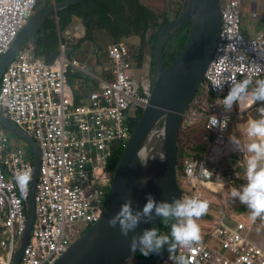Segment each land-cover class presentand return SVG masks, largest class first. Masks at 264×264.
I'll use <instances>...</instances> for the list:
<instances>
[{
	"label": "built area",
	"instance_id": "built-area-1",
	"mask_svg": "<svg viewBox=\"0 0 264 264\" xmlns=\"http://www.w3.org/2000/svg\"><path fill=\"white\" fill-rule=\"evenodd\" d=\"M37 1L0 0V57L25 28ZM220 5L221 32L204 84V90L213 92L215 99L209 103V115L196 112L189 123L208 117L207 127L215 132V142L225 144L230 117L218 103L227 95L230 81L264 79V30L248 39L243 33V0H220ZM251 15L254 19L259 16L256 0H252ZM113 60L116 79L102 81L87 105L75 104L65 80L69 70L81 68L77 60L61 56L56 65H48L44 59L36 58L32 49H27L2 74L0 107L4 115L28 128L42 148L37 195L39 222L22 264H52L68 250L77 235L75 226L99 221L103 213V189L95 187L88 191L82 185V176L108 166L112 143L128 136L138 107L145 106L150 97L149 87L141 85L130 73L125 51L115 48ZM213 80L225 81L223 91L212 87ZM213 115L217 123L210 126ZM25 168H31L34 177L35 166L27 159V151L0 131V224L3 221L7 225V229L2 225L1 234L7 238L1 246L11 243V253L7 259L0 258V264L13 262L17 238L26 230L30 196L29 186L27 195H22L14 179H4L3 170L7 169L14 178L18 170ZM184 169L188 188L211 176L204 160L186 159ZM220 233L225 240L222 248L238 254L236 261L225 260L227 252L213 251L205 245L201 249L193 245L191 250L178 246V252H187L191 264H218L221 260L224 264H254L241 233L228 227Z\"/></svg>",
	"mask_w": 264,
	"mask_h": 264
},
{
	"label": "clouds",
	"instance_id": "clouds-1",
	"mask_svg": "<svg viewBox=\"0 0 264 264\" xmlns=\"http://www.w3.org/2000/svg\"><path fill=\"white\" fill-rule=\"evenodd\" d=\"M53 1L48 3V4L53 3ZM39 2H40V0L37 1L36 7H35L32 15L29 17V20H28L25 28L27 27V25L30 22V20L32 19V17L36 14V12L44 4L47 3V2H43L41 5H39L40 4ZM57 2H60V1H57ZM141 2L144 3L145 5L149 6L151 9H153L152 6H150L148 2L145 3L142 0H141ZM184 4H185V2H184ZM256 5H257V13L259 14V16L255 17V19H254V17L251 15V9H252V0H251L250 11H249V17L251 20L262 19V17L264 16V11L261 13V11L258 9V0H256ZM245 6H246L245 0H243V26H244V19L246 17ZM220 7H221V5H220ZM176 12H175V15H176ZM57 13H55V14L57 15ZM168 15H169L168 12H165L163 14V16H168ZM178 16L173 17V19H171V17H169L170 20L168 22L176 19V17H178ZM49 17H48V19H49ZM162 19H163V17H162ZM74 21H79L81 23L80 24V30L82 32L81 33L82 39L79 41V43L77 45H75V39H74L73 35L69 32V29L73 26ZM188 22H191V21H188ZM221 27H222V20H221ZM24 29L21 31V33L24 31ZM176 32L177 31H175L174 33H176ZM21 33H19V34H21ZM58 33H59V48H58L59 52H58V55L56 56V59L53 62H49L47 60V58H45V57L37 56L36 44L33 41V39H34L33 38L20 51H18L14 55V57L9 62L7 67L11 63H13V61L16 59L17 55H19L22 51L27 50V49H32L34 56L38 59H44L48 65H56L57 60L61 56L65 57L66 59L71 60V61L77 60L80 63L81 68H75L73 70H69L65 75V80H66L67 85L71 88V90L73 92L75 104L76 105H87L89 103L90 96L93 94V92L100 89L102 81H110V80L116 79L114 74H113V67L115 64L114 60H113V50L115 48H119L120 50L125 51V58H126L127 62L130 63V73L133 75V77L138 82H140L141 85H143V84L147 85L149 87V92H150V97H149L147 104L143 107H138L137 112H136V116L131 121V131L128 134V136L124 139L115 140L112 143L113 153H112L111 157H109L108 166L107 167L105 166L104 168H99V169L95 170L94 172L85 173L82 176V185L85 188H87L88 191L91 188H95V187H101L103 189V191H104L103 199L105 200L104 201V209H103V213H102L99 221L84 222V224H82L83 228L80 229V232L77 233V235L73 239L71 245L69 246V248H70L75 241H77L86 232H88L94 225H96L97 223H99L102 220V218L105 214V211L107 209V206H108L109 195H110V192L112 190V187L114 184V179H115V176L117 173V166L120 163V160L122 158L124 150H125L126 146L128 145V142L132 136L133 130H134L136 124L138 123V120L141 117V115L144 111V108L148 105V103L150 101V98L152 95L153 85L151 86V84L147 80L142 81L135 76L136 67L134 65V61H135V58L138 56V50H137V52L128 50V47L126 44V41H128V38L124 39L123 41H120V43H118V44H116V43L108 44L105 42L104 46H102V43L99 44V43H92V42H88V41L81 43V41L84 39L86 33H85V27L83 25V21L78 16L73 17L71 23L69 24L68 28L65 31L60 32V30H59ZM243 33H244V31H243ZM257 33H260V32L257 31ZM19 34H18V36H19ZM173 34H171V35H173ZM245 36L248 38V35H245ZM131 37H133V36H131ZM253 37H251V38H253ZM16 38H15V40H16ZM69 38L72 39L74 48L71 51L70 56H67L66 50H67V43L69 41ZM248 39H250V38H248ZM14 41L12 42V44L14 43ZM84 43H89L92 46H95L94 51L103 52L104 54L109 56L110 61H111V66L109 68L111 77L110 78H104V79H102L100 77H95L96 81L99 82V87L90 91L84 100H79L76 98L75 91H74L72 85L69 83L68 77L74 72H86V69H87L86 63H87L88 55L85 51V44ZM11 45L9 46V48L11 47ZM8 49L6 50V52H4L2 54V56L0 57V61L3 57V55L7 53ZM216 49H217V47H216ZM81 50L83 51V53L81 52ZM77 51L80 55H82V57H83L82 60H80L77 56H74V52H77ZM146 51L148 52V49H146ZM153 51H154V49H153ZM153 51H151L150 63H151V68H152V75L154 78ZM215 53H216V51H215ZM214 57H215V54H214ZM214 57H213V59H214ZM213 59H212V61H213ZM212 61H211V63H212ZM211 63H210V65H211ZM7 67L4 68V70H6ZM208 68H207V70H208ZM4 70H3V72H4ZM207 70H206V73H207ZM3 72H2V74H3ZM206 73H205L204 80H203L198 92L202 91V93L205 94L206 97L211 96V100L206 101V97L202 100H199L198 98L195 99V97L198 94V92H197L196 96L192 99L191 102H189V104L186 108V111H185L184 115L182 116L181 127H188V126L194 125L196 123H199L201 121H206V128H208L207 127L208 120H209L208 117L197 118L193 123H189V118L194 116V113H196V112H198L199 114L204 112V113H206V115H209V113H208L209 103L215 99L213 92L204 90ZM2 74L0 76V80H1ZM224 82L225 81L221 82V81L213 80L212 81V87L218 91H223ZM252 85H253V88L250 90V94H249V86H252ZM246 98H247L246 106L243 108H239L238 104L240 103V101L244 100ZM218 104H221L220 107L222 109V112L226 116L230 117L229 129L226 132V143L225 144L216 143L215 142V135H216L215 132L212 129L208 128L213 133L212 142H211L209 149L203 155L198 154L199 158L197 160L194 159L193 157H191L193 154L191 155L189 153H184L181 157V162H182V171L181 172L179 169V153H178V155H177V178H178L179 188L181 191L180 198L174 197L171 200V202H169L167 200H157L154 194L146 193V202L143 204V206L134 208L133 207V200H132L131 196H126L124 198V202L121 204L119 210L114 215H112L111 217L108 218V220H107L108 226L111 228H115L118 225L120 233L122 236L127 238L130 233H133L131 236L130 242H129V250L132 251L133 253H135L138 249L139 252L143 256L148 257L151 254H158L159 255L160 253H162L167 248L169 251L168 255L165 258H163V260L157 264H163V263H166V264H191L187 260V252L186 253H179L178 252V246H182L186 249L191 250L193 245H195L197 249H201L199 247H202L203 245H205L212 250L214 249L213 251H217V252H221V253L227 252L228 259L224 258L225 260L236 261L237 257H239L238 254L233 253L232 251H230L226 248H224V249L222 248V245H223L225 240L223 238V234L220 233V230H222V228L228 227V228L232 229L233 231H238L246 239V241L248 242L247 246L249 248L248 253L253 258L254 264H264V245L260 244L261 239L259 240V238L257 236L259 226L264 227V107H262V108L260 107V104H264V79L259 78L258 80L253 81V82L248 78L242 79L238 82L230 81V89H229L227 95L222 99V103H218ZM0 109H2V108L0 107ZM246 109H251L250 113L253 112L255 114V112H257L260 115V118L253 119L250 116H248L249 118H247L246 114H245V116L242 115L241 113H244L246 111ZM0 114L3 115L4 117H6L8 120L16 123L17 125H19L20 127H22L23 129H25L27 132H29L31 134L29 129L26 128L24 125H21V124L15 122L14 120H11L7 115H4L3 109H2V112L0 111ZM237 114L238 115L241 114L240 121L236 125L232 126V123H233L235 117L237 116ZM210 120L212 121L210 126L215 125L217 123V119L214 115L212 117H210ZM241 123H242V126L239 127V125ZM245 124H246V127H245ZM232 130L233 131L236 130V132L239 134V136L233 135ZM0 131L3 134L8 135L11 139H14L13 137H11V135H14L15 133L11 132L6 127H3L2 125H0ZM15 135H17V134H15ZM18 137H20V136H18ZM20 139L24 143L16 142L14 139V143L17 147L22 148L20 146L21 144H24L26 146L28 145V144H26V142H28V141H26L22 137H20ZM35 140H37V139L35 138ZM37 142L39 143L40 148H41L40 142L38 140H37ZM29 145H31V144L29 143ZM235 148L242 152V157H244L245 151L247 153H249L250 155L247 156V159H245V157H244V159H245L244 162H240L237 165L233 166L232 168L221 166V160L222 159L225 160L224 156L230 155V157H231V154H234L233 152H234ZM178 151H179V138H178ZM41 152H42V148H41ZM35 157H36V153L33 156H31L30 153L27 151V159L30 160L32 163H34V166H35V159H36ZM114 157H116V160H118L116 165H113V163H112ZM33 158H35V159L33 160ZM137 158L143 167H147V165H148V159L147 158L140 156L139 154L137 155ZM231 158H234V157H231ZM186 159L187 160H195V161L204 160L205 163L208 165L209 170L211 171L210 178H208L202 184H195L192 188H188V186H187L188 183L186 180L187 175H186L185 169H184ZM160 160H161V162H163L165 160L164 154H161ZM41 164H42V155H41ZM245 165H246V168H245ZM35 168H36V166H35ZM238 169L240 171H238ZM40 170H41V166H40ZM221 170L225 171V173H223V177H224V175H227L229 177V181L236 184L235 188H232L231 193H230L233 201L238 199L240 204H242L246 207V209H244V211L250 212L252 220H255L258 217L261 218V220H260L261 223H260V225H258V228L256 230V239L250 237V235L248 234L250 231H248V232L244 231L246 228H250L251 225H247L246 228L243 227V223H242L243 220L234 219L233 220L234 222L232 224H228L225 222V217H226V214L228 211L227 209L229 208L228 203L232 204L233 201H230V196L228 194H226V190H227V186H228L229 182L227 183V182H222L218 179L217 180L214 179V177H216L217 173L221 172ZM34 176H35V173H34ZM3 177L6 180L14 179L16 182V185L18 186V188L21 192V194L24 196L27 195L28 186L30 189V196H29L28 201H27L28 210H27L26 230H25V233L23 236H19L20 237L19 241L17 238L16 244L14 246L12 264H15L17 261L20 249H21V245H22L24 236L26 235V232H27L28 223H29V219H30V207H31L30 199H31L32 185H33V180H34L33 170L31 168H25V169L18 170L14 174V178H13L12 174H10V172H8L6 169V170H3ZM39 177H40V175H39ZM240 177L244 178L243 183H239V182L235 181L236 178H240ZM146 182H147V178H143L140 181V185L143 186L144 184H146ZM214 182H218V183L222 184V186L215 187V186H213V184H215ZM40 183L41 182H40V178H39L37 188H36V196H35V199H36L35 223H34V226L32 229L31 237H30L28 243L26 244V246L24 248V251H23V254H22V257H21L19 264H22L25 249H26L27 245L33 240L34 230H35V228L39 222L37 195L39 192ZM226 183H227V185H226ZM195 193L197 194V196H192ZM223 193L225 196L223 195ZM210 197L212 199H210ZM212 206H214L216 209H214V210L211 209ZM218 210L223 211V217L221 219L215 218V213H217ZM213 214H214V216H213ZM157 217L161 218V221L158 224V226L163 221H169V220L173 221V223L171 224L170 235L161 234L160 232H158V230H157L158 226L152 227V228H144L142 230V232H140L138 234L136 233V229L142 223L143 224L151 223ZM1 225H3V228L7 229V225H6V223H3V221H1ZM4 238H7V235L6 234L2 235L0 233V258L7 259L9 254L11 253V243L9 241L8 247L1 246V241L4 240ZM217 239L221 240L220 244H215V241H217ZM263 243H264V241H263ZM69 248H68V250H69ZM250 249H252V250H250ZM258 251H259V253H258ZM174 252H175V254H173ZM58 259H56L54 262H56ZM209 264H217V263L209 262ZM218 264H224V260H221Z\"/></svg>",
	"mask_w": 264,
	"mask_h": 264
},
{
	"label": "water",
	"instance_id": "water-1",
	"mask_svg": "<svg viewBox=\"0 0 264 264\" xmlns=\"http://www.w3.org/2000/svg\"><path fill=\"white\" fill-rule=\"evenodd\" d=\"M81 1L54 0L51 4H44L3 55L0 61V76L14 55L37 35L49 16ZM188 21H191V27L181 52L169 66L165 67L163 53L166 42L171 34ZM220 31V0H185L182 13L161 28L153 51L152 95L117 166L105 214L99 223L75 241L53 264H157L168 255L169 251L166 248L151 259L137 258L136 253L139 250L137 249L135 253L129 250L133 233L126 238L121 235L118 225L111 228L107 220L119 210L126 196H131L134 208L143 206L146 202V193L154 194L157 200L169 202L174 197L180 198L177 155L181 119L204 80L216 51ZM73 48V41L69 38L67 56H70ZM81 52L83 53L82 50ZM0 125L28 141L36 153L30 219L15 263L19 264L35 223V196L42 152L39 143L29 132L1 114ZM138 154L148 159L147 167L140 164ZM161 154L165 155L163 162L160 160ZM143 178H147V182L141 186L140 181ZM160 221L161 218L157 217L151 223H142L136 229V233L142 232L144 228L157 227Z\"/></svg>",
	"mask_w": 264,
	"mask_h": 264
},
{
	"label": "trees",
	"instance_id": "trees-1",
	"mask_svg": "<svg viewBox=\"0 0 264 264\" xmlns=\"http://www.w3.org/2000/svg\"><path fill=\"white\" fill-rule=\"evenodd\" d=\"M52 1L40 0L39 5L43 2L50 3ZM184 2L185 0H181L179 3L175 16H178L184 10ZM74 16L80 17L85 27L86 34L81 43L88 41L100 44L105 41L108 44H118L120 41L131 36L139 37L141 39L138 49L140 66L144 61L146 49L153 51L160 29L170 20L169 17L155 12L149 6L142 3L141 0H83L78 4L60 10L57 15L53 13L49 17L40 32L33 39L36 44L37 56L45 57L49 62H53L56 59L59 52L58 31H65ZM189 27H191V22L185 23L176 33L169 37L163 53V61L166 67L180 54L186 41ZM252 88L253 85L249 86V94ZM205 97V94L199 91L195 99L202 100ZM209 100H211V96L206 97V101ZM246 104L247 98L241 100L238 107L243 108ZM260 107H264V104H260ZM249 115L253 119L260 118L257 112L255 114L252 112ZM181 136L182 141H180ZM212 137V131L206 128V121L180 128L178 151L180 172L182 171V155L184 153L203 155L209 149ZM185 138L191 140V142L187 143ZM117 161L116 157H114L112 161L113 165H116ZM235 181L243 183L244 178H236ZM172 223L173 221L171 220L163 221L157 227L158 232L170 235ZM156 255L158 254H151L145 257L138 251L136 257L150 259Z\"/></svg>",
	"mask_w": 264,
	"mask_h": 264
},
{
	"label": "rangeland",
	"instance_id": "rangeland-1",
	"mask_svg": "<svg viewBox=\"0 0 264 264\" xmlns=\"http://www.w3.org/2000/svg\"><path fill=\"white\" fill-rule=\"evenodd\" d=\"M146 2H148L149 5L152 6V8L157 13L163 15L165 12H168L169 15L167 17H171V19H173V17H175V12L178 10L179 3L181 2V0H146ZM250 4H251V0H245V5H247L248 10L250 8ZM263 4H264V0H258V9L259 10H262ZM256 28L258 29V32H261V31L264 30V16L262 17V19L251 20L250 17H248V15H246V17L244 19L243 31H244V33L245 32L248 33V38L253 37L257 33L256 32L255 34H253L256 31V30H253V29H256ZM104 43H105V41L102 42V46H104ZM126 44H127L128 50L137 52V50H138V48L140 47V44H141V39L139 37L133 36V37L128 38V41H126ZM150 59H151V51H150V49H148V56L145 59L146 64L144 62L143 71H142L143 75H146V76L152 75V68H151ZM94 70H95V68L88 67L86 69V72H81L89 80V89L92 88L93 84L96 81V80L92 79L91 76L89 75L90 72H95ZM97 74H100V72L97 73ZM0 111L2 112V109H0ZM245 112L241 113V114L244 115V116L246 114L247 118H249L248 116H250L249 114L251 112V109H246ZM241 114L240 115L237 114V116L235 117V119H234V121L232 123V126L236 125L240 121ZM245 127H246V124H245ZM232 134L239 136V134L236 132V130H234L232 132ZM11 137H13L16 142L24 143L20 139V137H18L15 134L11 135ZM180 141H182V136H181V140ZM185 141L187 143L191 142V140L186 139V138H185ZM26 144H28V146H29L30 155L33 156L35 154L34 147L32 145H29L28 142H26ZM233 153L234 154H231V157H234V158H231L230 155H225L224 156L225 160L224 159L221 160V166L232 168L233 166L237 165L238 163L244 162V160L247 159V156L250 155L249 153H247L245 151L244 152L245 159H244V157H242V152L237 150L236 148H235ZM191 157H193L194 159L197 160L199 158V155L198 154H193ZM238 171H240V170L238 169ZM223 173H225V171L221 170V172L217 173V175H216V177H214V179H216V180L218 179V180H220L222 182H227V183L229 182V184L227 186L226 194H228L230 196V201H233V199L231 198L230 193H231L232 188H235L236 184L231 182V181H229V177L227 175H224V177H223ZM227 183H226V185H227ZM220 186H222V185L220 184ZM223 195H224V193H223ZM210 199H212V198L210 197ZM228 207L229 208L227 209L228 211H227V214H226V217H225V222L228 223V224H232L234 222L233 221L234 219H241L244 222H246L247 224L250 223L251 221L253 223H256V222L259 223L260 220H261L260 217L256 218L255 220H252L251 216H248L246 214V212H248V211H244L243 210V209H246V207L244 205L240 204L238 199L233 201L232 204L228 203ZM211 209L214 210L216 208L214 206H212ZM213 216H214V214H213ZM222 217H223V211H219L218 210V212L215 213V218L216 219H221ZM75 227H76L77 233H79L80 229L83 228V225L82 224H77ZM257 236H258L259 239L264 241V227L263 226H259ZM19 238L20 237H18V241H19Z\"/></svg>",
	"mask_w": 264,
	"mask_h": 264
},
{
	"label": "crops",
	"instance_id": "crops-1",
	"mask_svg": "<svg viewBox=\"0 0 264 264\" xmlns=\"http://www.w3.org/2000/svg\"><path fill=\"white\" fill-rule=\"evenodd\" d=\"M142 1L147 3L146 0H142ZM262 10L264 11V4H263ZM262 10H260V11H262ZM249 11H250V8L248 10L247 5H246L245 6V12H246V15H248V17H249ZM80 24L81 23L79 21H74L73 26L69 29V32L73 35V37L75 39V45H77L79 43V41L82 39V35H81L82 32L80 30ZM253 30H256L253 34H255L258 31L257 28L253 29ZM245 34L248 35L247 32H245ZM84 44H85V51L88 55L86 68H88V67L95 68V70H94L95 72L89 73L91 78L94 80H96L95 77H100L102 79L110 78L111 74H110L109 68L111 66V61H110L109 56L104 54L103 52L94 51L95 46H92L89 43H84ZM74 56H77L80 60L83 59L82 55H80L78 53V51L74 52ZM99 72H100V74H97ZM68 81L72 85V87L75 91L76 98L79 100H84L90 91L99 87V82L95 81L92 88L89 89V80L81 72L72 73L68 77ZM241 126H242V123L239 125V127H241ZM20 146L29 152V146L28 145L26 146L24 144H21ZM34 159L35 158H33V160ZM246 214L248 216H251L250 212H246ZM242 223H243V227H245V228L247 225H251L250 228H246L244 231H246V232L250 231L248 233L250 235V237L256 239V230L258 228V225H260L261 222L253 223L251 221L250 223L247 224L246 222L243 221ZM2 230H3V228H2V225L0 224V233L2 232ZM260 241H261L260 244L264 245L263 241L262 240H260ZM220 242H221V240L217 239V241H215V244H220Z\"/></svg>",
	"mask_w": 264,
	"mask_h": 264
},
{
	"label": "flooded vegetation",
	"instance_id": "flooded-vegetation-1",
	"mask_svg": "<svg viewBox=\"0 0 264 264\" xmlns=\"http://www.w3.org/2000/svg\"><path fill=\"white\" fill-rule=\"evenodd\" d=\"M147 56H148V52L145 51L144 61H143V63H142L141 66L139 65L138 56L135 58V61H134V65H135V67H136V69H135V76H136L138 79L142 80V81H143V80H147V81L151 84V86H152V85H153V75H148V76H146V75H143V73H142V71H143V66H144V62H145V64H146L145 59H146ZM150 74H151V73H150Z\"/></svg>",
	"mask_w": 264,
	"mask_h": 264
},
{
	"label": "bare ground",
	"instance_id": "bare-ground-1",
	"mask_svg": "<svg viewBox=\"0 0 264 264\" xmlns=\"http://www.w3.org/2000/svg\"><path fill=\"white\" fill-rule=\"evenodd\" d=\"M215 184H213V186H215V187H219L220 186V183H218V182H214ZM222 185V184H221Z\"/></svg>",
	"mask_w": 264,
	"mask_h": 264
}]
</instances>
